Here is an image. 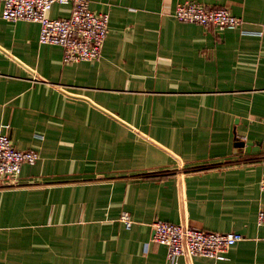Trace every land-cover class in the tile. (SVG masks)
<instances>
[{"label":"crops","instance_id":"crops-1","mask_svg":"<svg viewBox=\"0 0 264 264\" xmlns=\"http://www.w3.org/2000/svg\"><path fill=\"white\" fill-rule=\"evenodd\" d=\"M88 1L102 57L71 64L0 1V132L40 156L0 185V264H167L156 219L245 237L178 264H264V0ZM185 1L240 25L179 21Z\"/></svg>","mask_w":264,"mask_h":264},{"label":"built area","instance_id":"built-area-1","mask_svg":"<svg viewBox=\"0 0 264 264\" xmlns=\"http://www.w3.org/2000/svg\"><path fill=\"white\" fill-rule=\"evenodd\" d=\"M0 1L3 19L38 23L39 42L61 47L63 63L94 62L102 57L109 30V15L91 10L88 0ZM54 5H70L69 14L64 17H51L50 12ZM174 17L179 21L219 30L235 29L240 25V19L227 8L190 1L178 3ZM39 157L36 150H18L8 135L0 132V185L16 186L23 165L33 164ZM260 189L264 190V177L260 180ZM121 219L127 228L132 226V219L127 212L122 214ZM257 221L264 228V209L259 210ZM151 227L152 240L167 249V264H178L183 256L223 260L233 245L245 239L239 232H210L159 219L154 220Z\"/></svg>","mask_w":264,"mask_h":264},{"label":"water","instance_id":"water-1","mask_svg":"<svg viewBox=\"0 0 264 264\" xmlns=\"http://www.w3.org/2000/svg\"><path fill=\"white\" fill-rule=\"evenodd\" d=\"M237 145H238V146H244L245 143H244L243 141H238V142H237Z\"/></svg>","mask_w":264,"mask_h":264}]
</instances>
